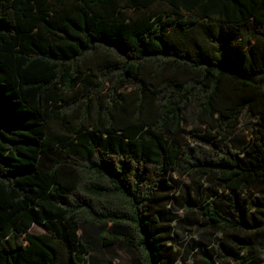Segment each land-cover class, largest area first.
<instances>
[{
	"label": "trees",
	"instance_id": "1",
	"mask_svg": "<svg viewBox=\"0 0 264 264\" xmlns=\"http://www.w3.org/2000/svg\"><path fill=\"white\" fill-rule=\"evenodd\" d=\"M175 1L0 0V264L262 260L264 0Z\"/></svg>",
	"mask_w": 264,
	"mask_h": 264
},
{
	"label": "rangeland",
	"instance_id": "2",
	"mask_svg": "<svg viewBox=\"0 0 264 264\" xmlns=\"http://www.w3.org/2000/svg\"><path fill=\"white\" fill-rule=\"evenodd\" d=\"M180 2L181 0H176V6L180 7ZM156 6L160 8L162 7V4H157ZM127 10L128 13H131V9ZM254 120L255 118H249L245 114L241 117V123L239 127L237 128L235 134L230 138L235 148L241 149L245 141L249 139L251 123L254 122ZM183 124L186 131H199L202 129L201 125L194 118L193 107H190L185 112ZM178 182L180 184H189L191 189L194 190V184H192L187 177H178ZM210 199L212 200L213 197ZM215 201H217V204L222 206V208L227 207L226 202L222 203L217 198H215ZM172 214L176 216L173 221V226L175 229V240L173 245L179 250V263L197 264L200 248L203 246H209L215 252L217 243L213 240L212 234L208 230L199 228L197 226H189L185 221L181 220V218L185 217L181 211L173 210ZM30 231L35 233H44L45 227L41 223H35L33 224ZM262 241L264 242V238ZM262 257V260L248 261L241 264H264V255ZM103 259L107 261L108 264H138L135 253L133 251H129L124 246H116L111 250H106L104 252ZM228 263L240 264L238 261H229Z\"/></svg>",
	"mask_w": 264,
	"mask_h": 264
}]
</instances>
